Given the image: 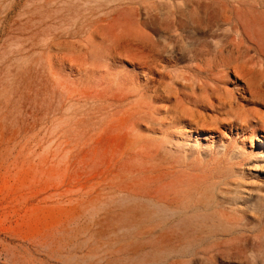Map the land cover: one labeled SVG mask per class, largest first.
I'll return each mask as SVG.
<instances>
[{
    "label": "rangeland",
    "instance_id": "rangeland-1",
    "mask_svg": "<svg viewBox=\"0 0 264 264\" xmlns=\"http://www.w3.org/2000/svg\"><path fill=\"white\" fill-rule=\"evenodd\" d=\"M260 52L264 0H0V264H264Z\"/></svg>",
    "mask_w": 264,
    "mask_h": 264
},
{
    "label": "bare ground",
    "instance_id": "bare-ground-1",
    "mask_svg": "<svg viewBox=\"0 0 264 264\" xmlns=\"http://www.w3.org/2000/svg\"><path fill=\"white\" fill-rule=\"evenodd\" d=\"M246 29V28H245ZM91 54H93V55H95L96 53H94V52H91ZM198 71L199 72H201L199 69H198ZM203 72V71H202ZM238 72V71H237ZM210 74V77H209V79H208V81L206 82V83H204L203 85H199L197 88H198V90H200V91H204L205 90V86L207 87V89L204 91L205 92V96L207 97V99H211V102H210V104L211 105H213V106H215V107H217V105H216V103H218V104H225V103H227V99H228V97L229 96H231L232 97V99H233V101H235L236 100V97H235V94H237V91L239 90V88L240 87H242L241 85H242V83L240 82L241 80H236V86L233 88V90H229V89H227V88H225V87H222V85L220 86L219 85V83H221V79L222 78H226L227 76H228V72L226 71L220 78H215L214 76H213V73H209ZM238 78V77H237ZM174 79L176 80V82L178 81L179 82V84L182 86V88H186V89H191V88H193V85H194V80L192 79V77L190 76V75H186L185 73H182V72H180V73H177V74H175L174 75ZM232 80V79H231ZM243 82V81H242ZM245 86V85H244ZM246 88H247V90H248V93H249V95L252 97V99H254V100H258V99H262V100H264V54L263 53H258V58H257V64L255 65V68H254V71L252 72V75L249 77V78H247V81H246ZM232 91V92H231ZM247 94V93H246ZM123 97V96H122ZM122 97H120V96H117V99H119L120 100V98H122ZM124 98V97H123ZM264 107V106H263ZM123 115V114H122ZM121 116V115H120ZM134 116H135V114H134ZM123 117V116H122ZM124 117H125V115H124ZM120 118V117H119ZM129 118V117H128ZM121 119V118H120ZM117 121V120H116ZM128 122V121H127ZM81 123V122H80ZM134 123V122H133ZM171 124V123H170ZM175 124V123H174ZM120 125V124H119ZM119 125H118V127H119ZM132 126V125H131ZM140 128V127H139ZM105 130H106V128H105ZM112 130V129H111ZM139 130V129H138ZM102 131V130H101ZM131 131V130H130ZM199 131V130H198ZM110 132V131H109ZM132 132H133V130H132ZM179 132H180V130H179ZM212 132V131H211ZM1 133V132H0ZM199 133V132H198ZM209 133H210V131H209ZM111 134V133H110ZM122 134V133H121ZM127 134V133H126ZM129 134H130V132H129ZM13 135V134H12ZM86 135V134H85ZM120 135V134H119ZM134 135V134H133ZM198 135H200V134H198ZM93 136V135H92ZM99 136V135H98ZM107 136V135H106ZM82 138V137H81ZM104 138V137H103ZM5 139V138H4ZM12 139V138H11ZM105 139V138H104ZM118 139H119V137H118ZM117 139V140H118ZM141 139V138H140ZM112 140V139H111ZM128 140V139H127ZM136 140V139H135ZM74 141V140H73ZM82 141V140H81ZM86 141V140H85ZM84 141V142H85ZM89 141V140H88ZM103 141V140H102ZM124 141V140H123ZM13 142V141H12ZM76 140H75V142H73V143H75L76 144ZM92 142V141H91ZM135 142V141H134ZM80 143V142H79ZM101 143V142H100ZM89 144V143H88ZM125 144H127V143H125ZM136 144V143H135ZM140 144V143H139ZM138 144V145H139ZM146 144V143H145ZM263 144V143H262ZM104 145V144H103ZM106 145V144H105ZM116 145V144H115ZM144 145V144H143ZM147 145V144H146ZM87 146V145H86ZM85 146V147H86ZM100 146H102V145H100ZM117 146V145H116ZM128 146V145H127ZM132 146V145H131ZM148 146V145H147ZM146 146V147H147ZM263 146V145H262ZM84 147V146H83ZM82 147V148H83ZM150 147V146H149ZM69 148V147H68ZM72 148V147H71ZM80 148V147H79ZM100 148V147H99ZM120 148V147H119ZM128 148V147H127ZM129 148L131 149V147L129 146ZM32 149V148H31ZM90 149V148H89ZM78 150V149H77ZM76 150V151H77ZM82 150V149H81ZM99 150V149H98ZM147 151H149L148 149H146ZM25 151H28V150H25ZM64 151V150H63ZM79 151H80V149H79ZM100 151V150H99ZM137 151H139V150H137ZM136 151V152H137ZM146 151V152H147ZM73 152H74V149H73ZM80 152H82V151H80ZM93 152V151H92ZM108 152V151H107ZM226 153H228L229 151H228V149H227V151H225ZM109 153V152H108ZM111 153V152H110ZM115 153V152H114ZM144 153V152H143ZM147 153H149V152H147ZM73 154V153H72ZM129 154V153H128ZM77 155V154H76ZM76 155H75V157H76ZM93 155V154H92ZM137 155V154H136ZM157 156V155H156ZM74 157V156H73ZM109 157V156H108ZM116 157V156H115ZM121 157V156H120ZM123 157V156H122ZM144 157H146V156H144ZM199 157V156H198ZM206 157H208V156H206ZM32 158V157H31ZM104 158V157H103ZM103 158H101V159H103ZM118 158V157H117ZM159 158V157H158ZM173 158V157H172ZM203 158V157H202ZM213 158V157H212ZM26 159H27V157H26ZM58 159V158H57ZM76 159V158H75ZM95 159V158H94ZM96 159H97V157H96ZM100 159V158H99ZM113 159V158H112ZM131 159V158H130ZM209 159H211V158H209ZM30 160V159H29ZM74 160V159H73ZM79 160V159H78ZM225 161H226V159H224ZM98 161V160H97ZM108 161V160H107ZM106 161V162H107ZM134 161V160H133ZM136 161V160H135ZM153 161V160H152ZM200 161V160H199ZM203 161V160H202ZM215 161L216 162H218V161H222V160H220V159H215ZM214 161V162H215ZM224 161V162H225ZM92 162V161H91ZM103 162V161H102ZM140 162V161H139ZM142 162V161H141ZM205 162V161H204ZM72 163H73V161H72ZM85 163V162H84ZM87 163V162H86ZM96 163V162H95ZM98 163V162H97ZM113 163V162H112ZM118 163V162H117ZM123 163H124V161H123ZM165 163V162H164ZM166 163H167V161H166ZM223 163V162H222ZM106 164V163H105ZM120 164H121V161H120ZM208 164V163H207ZM45 165H47V164H45ZM104 165V164H103ZM129 165V164H128ZM216 165H217V163H216ZM216 165H214V166H216ZM219 165V164H218ZM74 166V165H73ZM76 166V165H75ZM83 166H85V165H83ZM82 166V167H83ZM88 166H89V164H88ZM87 166V167H88ZM102 166V165H101ZM111 166V165H110ZM142 166V165H141ZM171 166V165H170ZM207 166V165H206ZM90 167V166H89ZM117 167V166H116ZM142 167H144V166H142ZM148 167H149V165H148ZM209 167H210V165H209ZM212 167V166H211ZM225 167V166H224ZM105 168V167H104ZM121 168H123V167H121ZM132 168V167H131ZM135 168V167H134ZM149 168H151V167H149ZM165 168V167H164ZM171 168V167H170ZM173 168V167H172ZM171 168V169H172ZM205 168V167H204ZM216 168V167H215ZM222 168V167H221ZM226 168H227V166H226ZM230 168V167H229ZM80 169H81V166H80ZM124 169H127V168H124ZM220 169V168H219ZM78 170V169H77ZM84 170V169H83ZM142 170V169H141ZM169 170V169H168ZM208 170V169H207ZM222 170L223 169H221V172H222ZM74 171V170H73ZM106 171V170H105ZM119 171V170H118ZM133 171V170H132ZM131 171V172H132ZM199 171V170H198ZM203 171H205V170H203ZM82 172V171H81ZM151 172V171H150ZM70 173V172H69ZM85 173H86V171H85ZM96 173V172H95ZM142 173V172H141ZM203 173V172H202ZM206 174V173H205ZM76 175V174H75ZM109 175V174H108ZM97 176V175H96ZM96 176H95V178H96ZM104 176V175H103ZM202 176V175H201ZM207 176V175H206ZM205 176V177H206ZM78 177H79V175H78ZM85 177V176H84ZM99 177V176H98ZM130 177V176H129ZM198 177V176H197ZM200 177V176H199ZM198 177V178H199ZM73 178H74V176H73ZM102 178V177H101ZM202 178H203V176H202ZM65 179H67V178H65ZM77 180V179H76ZM86 181V180H85ZM93 181V180H92ZM91 181V182H92ZM77 182V181H76ZM111 182V181H110ZM67 183V182H66ZM73 183V182H72ZM90 183V182H89ZM99 183V182H98ZM113 183V182H112ZM108 184V183H107ZM65 185V184H64ZM119 185V184H118ZM205 185V184H204ZM63 186V185H62ZM67 186V185H66ZM68 186H69V184H68ZM67 186V187H68ZM71 186V185H70ZM78 187H79V184L77 185ZM89 186V185H88ZM64 187V186H63ZM83 187V186H82ZM87 187V186H86ZM58 188V187H57ZM55 189H56V187H55ZM65 189V188H64ZM64 189H63V191H64ZM67 189V188H66ZM114 189H115V187H114ZM157 189V188H156ZM51 190V189H50ZM60 190H61V188H60ZM97 191V190H96ZM95 191V192H96ZM101 191V190H100ZM200 191V190H199ZM88 193V192H87ZM77 194V193H76ZM79 194V193H78ZM85 194V193H84ZM90 194V193H89ZM93 194V193H92ZM102 194V193H101ZM152 194V193H151ZM42 195V194H41ZM74 195H75V193H74ZM91 195V194H90ZM153 195H155V194H153ZM152 195V196H153ZM68 196V195H67ZM66 196V197H67ZM96 196V195H95ZM94 196V197H95ZM40 197V196H39ZM91 197V196H90ZM206 197V196H205ZM196 198V197H195ZM220 198V197H219ZM40 199V198H39ZM70 199V198H69ZM221 199V198H220ZM66 200V199H65ZM96 200H97V198H93L92 200H91V203H94V202H96ZM47 201V200H46ZM40 202V201H39ZM201 207V206H200ZM225 207V206H224ZM230 207V206H229ZM61 215V214H60ZM61 219V217L60 216H54V217H49V219H48V221H47V225H51V224H53V222H55V221H57L58 219ZM105 218V217H104ZM107 218V217H106ZM98 222V221H97ZM101 224V223H100ZM99 225V224H98ZM102 226V225H101ZM62 229V228H61ZM105 230V229H104ZM145 231V230H144ZM99 232V231H98ZM142 232H143V230H142ZM102 233V232H101ZM36 235V234H35ZM98 235V234H97ZM139 235V234H138ZM97 237V236H96ZM146 237H147V235H146ZM99 238V237H98ZM173 239H175V235H167L165 238H164V241L166 242L165 244L166 245H168V246H172L173 245ZM96 241V240H95ZM102 242V241H101ZM111 242H112V240H111ZM122 243H124V242H122ZM128 244V243H127ZM118 248V247H117ZM112 252V251H111ZM118 256V255H117ZM112 258V257H111ZM110 258V259H111ZM168 263V262H167ZM94 264V263H93ZM108 264V263H107ZM110 264V263H109Z\"/></svg>",
    "mask_w": 264,
    "mask_h": 264
}]
</instances>
